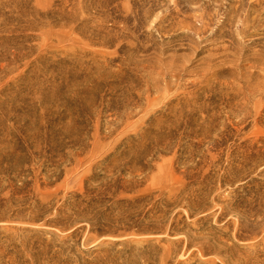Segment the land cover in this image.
Returning a JSON list of instances; mask_svg holds the SVG:
<instances>
[{
  "label": "rangeland",
  "instance_id": "rangeland-1",
  "mask_svg": "<svg viewBox=\"0 0 264 264\" xmlns=\"http://www.w3.org/2000/svg\"><path fill=\"white\" fill-rule=\"evenodd\" d=\"M229 1L213 38L207 0H0V264H264V73L231 64Z\"/></svg>",
  "mask_w": 264,
  "mask_h": 264
},
{
  "label": "bare ground",
  "instance_id": "bare-ground-1",
  "mask_svg": "<svg viewBox=\"0 0 264 264\" xmlns=\"http://www.w3.org/2000/svg\"><path fill=\"white\" fill-rule=\"evenodd\" d=\"M216 2H220V5L218 4V6H216V8L218 10H220V8L222 7V5L225 4V2H227L228 0H213ZM231 1L233 2V0H230L227 4L231 3ZM234 4H236L235 6L231 7V9L235 10V11H239V15L238 18L236 19L235 23L238 24V26L235 28V30L233 31V33H235L234 36L236 37H232L230 35V46L227 47V51L231 52V57H232V65L240 70V67H242L243 63L247 62L248 65L250 66L251 69H259L262 70V72L264 73V60L262 63L259 62V59H257V54H251L250 56L247 55V51H246V46H245V41H243V38L240 36H245V35H249V36H253L255 33H258V29H259V24L261 23L260 18V11L264 10L261 9L259 10L261 7H263L264 5V0H256L255 2H253L252 0H249L246 4H244L243 2H233ZM206 7L204 6L203 9H199L201 11V14L199 15L200 21H201V27L196 29V31L198 33H206V32H210L211 37L213 38H218L220 35H223V32H221V30L218 28L215 30L209 29L208 27L210 26V23H206L204 22L205 20V15L204 12L208 11V8L211 7L210 4V0H207V2H205ZM216 4V3H215ZM151 8V7H150ZM151 13V10H147L144 14V17H148ZM46 14V13H45ZM210 17V15H209ZM211 19H209L210 22ZM259 26V27H258ZM204 31V32H202ZM239 37V38H237ZM241 74V70L239 72ZM252 73H246L243 76H245L247 79L243 82V86L240 87L239 91L241 90V93L239 92V94H241L242 97L246 98V100L249 99H254V97L256 98H260V95H262L264 93V74L261 76L262 77V84L260 83H256L253 84L251 83V81L249 80V78L252 77ZM259 102V100H257ZM192 244V243H191ZM197 252L200 256L203 257L204 255V250L202 247L193 249L188 251L187 248H183L181 250L182 254H187L188 257H192L194 255V253ZM171 255V252L168 251L167 253H164L162 256V261L166 262V264H168L169 262V256ZM213 264H217L214 261H212Z\"/></svg>",
  "mask_w": 264,
  "mask_h": 264
}]
</instances>
